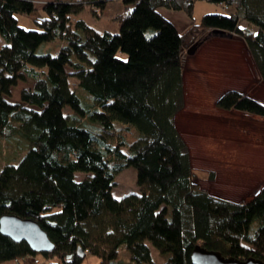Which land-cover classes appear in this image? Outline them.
<instances>
[{
	"label": "trees",
	"instance_id": "obj_1",
	"mask_svg": "<svg viewBox=\"0 0 264 264\" xmlns=\"http://www.w3.org/2000/svg\"><path fill=\"white\" fill-rule=\"evenodd\" d=\"M121 1L125 10L113 16L118 30L111 33L71 21L85 7L99 17L109 0H0V142L19 138L24 149L18 163L0 167V217L34 220L53 244L36 252L0 231V264H82L86 255L98 264H154L148 242L160 264H193L195 245L264 261V187L243 201L201 187L174 118L183 105L184 51L203 33L241 38L264 79V0H208L220 11L197 22L196 0ZM162 7L183 10L186 31ZM37 9V29L19 25L16 14ZM55 40V54L36 52ZM22 75L32 88L19 90V103L8 102ZM214 104L264 117V102L239 89L223 91ZM127 166L138 192L118 198L116 174ZM125 248L126 260L119 257Z\"/></svg>",
	"mask_w": 264,
	"mask_h": 264
},
{
	"label": "rangeland",
	"instance_id": "obj_2",
	"mask_svg": "<svg viewBox=\"0 0 264 264\" xmlns=\"http://www.w3.org/2000/svg\"><path fill=\"white\" fill-rule=\"evenodd\" d=\"M195 3L196 19H199L197 15H200L202 10L210 9L214 12L215 7L219 8L208 0H196ZM107 4L99 17L89 13L85 7L78 13H72L71 21L83 18L86 24L97 31L106 29L115 33L118 24L110 17L116 11H112V4ZM38 10L27 15L16 14L19 25L26 29H37L33 19L40 16ZM194 33L192 28L183 35L185 43L191 42ZM4 42L0 35V45ZM193 43H196L193 53L186 52L191 49ZM59 45L58 40L44 42L39 44L36 52L55 54ZM184 52L183 105L174 118L176 128L189 151L194 181L215 196L230 201H243L254 196L256 190L264 186V121L252 117L242 120L229 111L225 112L216 107L214 102L223 91L235 89L234 87L242 84L243 87H252L264 95V90H261L264 88V80H256L254 63L248 49L237 36L227 33H203L193 40ZM66 68L70 73L71 69ZM69 79L71 89L86 100L83 89L77 85V79L72 76ZM33 84L31 77L22 75L16 85L10 88L5 99L19 103V90L30 89ZM20 143L19 138H12L8 142L1 140L0 167L5 162L18 163L21 160L24 149L18 146ZM85 175L76 173V177L80 178ZM135 180L134 167L123 168L116 174L113 195L119 198L129 192H138ZM148 245L154 264H160L162 256L149 242ZM128 254L126 248L121 249L119 257L126 260ZM52 260L57 261L56 258ZM98 263L99 259L95 255H86L82 260V264Z\"/></svg>",
	"mask_w": 264,
	"mask_h": 264
},
{
	"label": "water",
	"instance_id": "obj_3",
	"mask_svg": "<svg viewBox=\"0 0 264 264\" xmlns=\"http://www.w3.org/2000/svg\"><path fill=\"white\" fill-rule=\"evenodd\" d=\"M196 43H193L191 49L186 52L193 53ZM0 231L3 235H8L14 240L27 242L36 252H49L53 248V244L40 225L27 217L3 214L0 217ZM192 249L190 260L193 264H264V261L258 257L238 258L223 255L218 250H209L200 245H195ZM77 252L83 254L80 248L77 249Z\"/></svg>",
	"mask_w": 264,
	"mask_h": 264
},
{
	"label": "crops",
	"instance_id": "obj_4",
	"mask_svg": "<svg viewBox=\"0 0 264 264\" xmlns=\"http://www.w3.org/2000/svg\"><path fill=\"white\" fill-rule=\"evenodd\" d=\"M46 1H48V0H46ZM110 4H112L114 6L113 9H112V11L113 12L116 11L113 15H111V17H110L111 19L113 18V16H115V14L120 13V12H124V10H125V6L122 5V1L121 0H109V2H108L107 5H110ZM195 4H194L193 8L195 7ZM159 10L165 16V18L167 20H169V21L171 20V22L174 24L175 28L180 33L186 31V29L189 27V25H190V19L188 18L187 14L183 10H175V9H171V8L168 9V8H165V7L159 8ZM195 10H196V8L193 9L192 16H193V19H195L196 22L200 20V17L202 16L203 13L213 12V10H210V9L202 10V12H200V15H197V16H199L198 17L199 19H196L197 17L195 16ZM217 10L220 11L219 8L217 9L215 7V11H217ZM240 24L243 25V26L244 25L246 26L247 21H241ZM229 35L237 36V35H235L233 33H231ZM248 53L250 55L249 49H248ZM250 58H251V55H250ZM251 60H252V58H251ZM253 63H254V61H253ZM253 65H254V71H255V74L254 75L256 76V80H258V81L264 80L263 78H261L259 76L258 71H256L255 63ZM242 85H244V84H242ZM242 85H238V87H234V88L237 89V90L239 89L242 92L247 93L249 95H252L253 97H255L256 99H258L259 101L264 102V95H262L260 91L257 92V90H253L252 87H249L248 88V87H243ZM261 90H264V88L261 89ZM224 111L225 112H228L229 111L230 114H234L235 116L241 118L242 120H244L246 117H250V118L252 117L255 120L256 119H259V120L264 121V117H262V116L260 117V116L254 115V114H246V113H244V112H242L240 110L238 111V110H235V109H228V110H224Z\"/></svg>",
	"mask_w": 264,
	"mask_h": 264
},
{
	"label": "built area",
	"instance_id": "obj_5",
	"mask_svg": "<svg viewBox=\"0 0 264 264\" xmlns=\"http://www.w3.org/2000/svg\"><path fill=\"white\" fill-rule=\"evenodd\" d=\"M256 191H258V189ZM29 260L33 264H38V263H41V262H42V264H45V263H43V261L40 262V260L39 259H36V258H30Z\"/></svg>",
	"mask_w": 264,
	"mask_h": 264
},
{
	"label": "clouds",
	"instance_id": "obj_6",
	"mask_svg": "<svg viewBox=\"0 0 264 264\" xmlns=\"http://www.w3.org/2000/svg\"><path fill=\"white\" fill-rule=\"evenodd\" d=\"M263 187H264V186H263ZM263 187H262V188H263ZM257 192H258V191H256L255 194H256Z\"/></svg>",
	"mask_w": 264,
	"mask_h": 264
}]
</instances>
